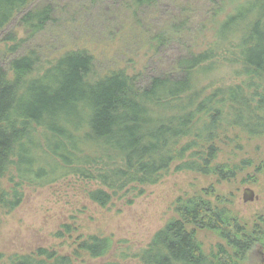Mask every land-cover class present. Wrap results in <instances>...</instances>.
<instances>
[{
    "label": "trees",
    "instance_id": "trees-1",
    "mask_svg": "<svg viewBox=\"0 0 264 264\" xmlns=\"http://www.w3.org/2000/svg\"><path fill=\"white\" fill-rule=\"evenodd\" d=\"M160 1L129 6L136 14ZM33 2L0 0V36L17 23L0 48V219L21 204L23 185L76 179L91 186L85 198L104 209L115 200L131 206L172 169L228 182L250 167L217 158L220 145L230 146L238 135L264 136V0H205L196 22L188 8L172 14L141 39L147 51L176 43L184 55L146 85L125 69L98 74L86 49L49 58L36 48L20 52L53 21L51 5L33 8ZM262 171L264 164L255 168ZM230 199L213 187L178 197L173 216L144 248L122 252L121 261L243 264L256 244L264 245V210L248 227ZM201 232L219 240L208 252ZM74 233L66 224L53 235L71 241L68 254L37 248L5 264H76L114 250L110 236Z\"/></svg>",
    "mask_w": 264,
    "mask_h": 264
},
{
    "label": "rangeland",
    "instance_id": "rangeland-1",
    "mask_svg": "<svg viewBox=\"0 0 264 264\" xmlns=\"http://www.w3.org/2000/svg\"><path fill=\"white\" fill-rule=\"evenodd\" d=\"M131 0H34L31 7L51 5L53 21L46 30L22 45L20 52L38 49L46 58L69 50L86 49L96 60V72L107 73L125 69L138 73L139 82L146 85L150 78L162 76L174 62L184 55V48L176 43L147 51L145 34H152L158 25L182 8H188L198 21L204 14L205 0H161L155 7L140 9L136 14L129 6ZM30 7V8H31ZM196 18V19H195ZM12 22L0 36L16 29ZM6 59L3 67L6 68ZM229 70L223 69L227 76ZM231 145H220L218 163L234 165L249 161L250 167L236 173L228 182H218L214 177H203L173 169L157 184L144 189L131 206L115 200L101 209L85 198V183L76 179L59 180L44 187L22 186L21 204L12 213L0 219V264H5L14 254L30 253L37 248H53L61 254L71 251L70 240L53 237L62 225L75 228L78 234L110 236L115 246L112 254L103 260L77 262L76 264H104L121 261L120 254H130L144 248L151 237L173 216V204L183 195L213 187L217 194L229 196L233 212L248 227L256 224L264 210V172L255 168L264 164V136L248 139L238 135ZM239 141V143H238ZM244 189H251L256 199L244 204ZM205 252L219 242L211 233L198 235ZM113 256L111 260L110 257ZM243 264H264V245L256 244L247 254Z\"/></svg>",
    "mask_w": 264,
    "mask_h": 264
},
{
    "label": "water",
    "instance_id": "water-1",
    "mask_svg": "<svg viewBox=\"0 0 264 264\" xmlns=\"http://www.w3.org/2000/svg\"><path fill=\"white\" fill-rule=\"evenodd\" d=\"M256 199L254 196V193L251 189H244L243 195H242V201L244 204L251 203Z\"/></svg>",
    "mask_w": 264,
    "mask_h": 264
}]
</instances>
